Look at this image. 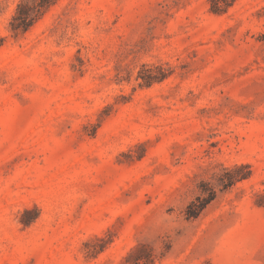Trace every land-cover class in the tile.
Returning <instances> with one entry per match:
<instances>
[{"label": "rangeland", "instance_id": "obj_1", "mask_svg": "<svg viewBox=\"0 0 264 264\" xmlns=\"http://www.w3.org/2000/svg\"><path fill=\"white\" fill-rule=\"evenodd\" d=\"M20 1L0 264H264V0H58L14 37Z\"/></svg>", "mask_w": 264, "mask_h": 264}, {"label": "trees", "instance_id": "obj_2", "mask_svg": "<svg viewBox=\"0 0 264 264\" xmlns=\"http://www.w3.org/2000/svg\"><path fill=\"white\" fill-rule=\"evenodd\" d=\"M57 1L58 0H21L17 5L15 15L9 23V31L14 37L25 34L51 7L57 3ZM212 12L214 14H219L221 12L220 7H217L216 9L212 8ZM142 81L144 86H149L154 82V79L142 78ZM238 169L239 168H235L234 171ZM229 173L230 172H227V174ZM247 178L248 177H241L240 180H245ZM215 196V192L211 190L209 195L204 199L203 204L199 207L195 208V206L190 205L186 211V218L188 220L196 219L205 207L215 199ZM148 260L149 259L138 258L133 261V264H149L150 261Z\"/></svg>", "mask_w": 264, "mask_h": 264}]
</instances>
